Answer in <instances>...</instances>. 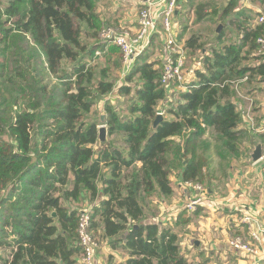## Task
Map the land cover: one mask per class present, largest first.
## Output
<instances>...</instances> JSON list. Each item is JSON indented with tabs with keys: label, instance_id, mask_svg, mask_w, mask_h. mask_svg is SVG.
Wrapping results in <instances>:
<instances>
[{
	"label": "trees",
	"instance_id": "1",
	"mask_svg": "<svg viewBox=\"0 0 264 264\" xmlns=\"http://www.w3.org/2000/svg\"><path fill=\"white\" fill-rule=\"evenodd\" d=\"M99 1L0 0V264H81L83 211L72 203L84 199L97 202L90 231L128 254L118 264H194L181 252L175 229L193 221L198 210L182 211L174 225L161 227L146 221L141 198L171 197L176 171L213 190L214 180L227 177L233 160L246 154L248 131L235 84L264 82L257 42L264 35L257 19L264 13L236 11V0L223 7L181 1L188 17L179 42L190 34L192 12L196 22L228 19L239 40L228 42L229 34L220 32L219 48L204 55L201 69H192L195 78L170 91L161 83L153 35L119 88L120 95L133 93L129 114L108 102L104 107L108 134H120L122 143L99 148V123L91 115L116 84L93 61H111L118 49L110 45L107 51L101 41ZM250 2L264 9V0ZM203 37L190 34L183 48L196 53ZM122 64L119 54L114 66ZM169 92L173 99L158 110ZM159 112L172 119L154 128ZM209 131L213 136L206 137Z\"/></svg>",
	"mask_w": 264,
	"mask_h": 264
},
{
	"label": "crops",
	"instance_id": "2",
	"mask_svg": "<svg viewBox=\"0 0 264 264\" xmlns=\"http://www.w3.org/2000/svg\"><path fill=\"white\" fill-rule=\"evenodd\" d=\"M244 1H246L245 5L247 8L256 11L262 10L259 6L252 4L250 0ZM227 2L224 0V5ZM165 3V0H157L155 10H162ZM185 12L177 11L175 14L176 19L174 17L177 41L178 35L182 31V20H184L183 15ZM118 22L121 23V20H118ZM175 22L177 23L176 25ZM123 23L132 30H136L137 24H134L133 20H125ZM179 27L181 30L178 33L177 28ZM188 35L186 34V37L182 39L183 43H185ZM156 59L161 60L163 63L162 57ZM242 81L245 80L243 79ZM182 88L185 87L182 86ZM256 92L257 90H253L248 95H256ZM238 95H240L239 92ZM261 111L262 109L259 108L255 111L256 114L254 113L260 122L264 119L263 114H259ZM168 119H172V116L169 115ZM243 128L248 131V136L244 140L245 156L239 160H233L231 167L227 171V177L214 180L213 190L209 189V195H207L206 199L202 204L196 206L195 209L198 210V214L193 216V221L187 225H178L176 228L188 226L186 235L195 247L194 252H191L189 258L194 264H247L250 260L249 256L244 251L230 246V240L235 236H242L245 241L253 244L259 253L257 258L261 259V263L259 264H264V152L261 159L255 162H252L250 159V154L257 144L264 146V132H251L245 122ZM172 182L173 186L174 184L178 186V195L184 198V202H182L183 199L179 198L177 205L173 202L174 206H181L183 208L182 211H186L188 215L192 214L193 212L187 210L186 207L189 202L196 198L198 195L197 191L187 183L188 181L183 179L181 171L172 178ZM157 199H155V202L153 200V204L157 205L159 203L162 206L169 203H167L168 199L166 198L161 197ZM203 213L205 214L204 217L202 216ZM172 215L174 216L175 214L172 213ZM246 217H249L251 222H248ZM164 219L170 221L169 217H160L159 220L155 219V221L147 218L146 221L158 222L161 227H169L176 222L175 220L174 223L166 224L163 222ZM254 232L258 234V238L252 236ZM177 234L180 244L181 235L180 233ZM125 256L118 263L125 262L128 259V254L126 253Z\"/></svg>",
	"mask_w": 264,
	"mask_h": 264
},
{
	"label": "rangeland",
	"instance_id": "3",
	"mask_svg": "<svg viewBox=\"0 0 264 264\" xmlns=\"http://www.w3.org/2000/svg\"><path fill=\"white\" fill-rule=\"evenodd\" d=\"M181 1L183 0H178L177 2V11L185 12L186 10H182ZM208 1L215 2L219 4L220 7L224 6V0H208ZM226 1H229V0H226ZM236 2L238 4L236 11L239 9H245L246 1L236 0ZM138 5H140V7H138ZM142 6L143 5L141 3V0H100L98 4V13L102 16L103 21H104L101 27L102 30H104L105 27L109 25V26H112V28L114 29H118L122 31L124 30L123 28H130L125 23H123V21L133 20L134 24H137L136 30H132L131 28L130 29L135 34L137 32L139 13L141 11L140 9L142 8ZM261 11L264 13V9H262ZM183 16H184L183 18L184 20L188 17L187 11L184 13ZM190 16H191V20L189 22V33L190 34L202 33L205 38L203 37V42H204L203 48L197 51L196 53H192L190 49H184L183 42H179L180 44H178L179 46H181V48L183 49L185 53L186 64H185L184 71L187 77L186 79L187 82L191 81V79L193 78L192 69L195 66L199 67L200 69L202 68V59L204 55H207V52L211 49L219 48V46H216L215 43L217 41V36L220 32L223 31L225 34L226 33L229 34L228 42H236L239 40V32L235 29L231 30L230 28L231 26L229 24L228 19L218 20L216 18H213V19L210 18V19H205L203 22H196L193 12L191 13ZM118 20H121V23H119ZM176 24L177 23L175 22V25ZM218 29L220 30L219 32H218ZM180 30H181L180 27L177 28L178 33ZM158 32H159L157 33L158 39L155 41V46H157V48H155V51H156L155 58H160V57L163 58V55L166 50V44L164 40L165 28L163 24H159ZM85 40L90 46L93 45L94 43V41H91L88 39H85ZM176 40H177V35H176ZM111 46H114V45L112 44ZM106 48H107L106 50L108 51L110 48V45H106ZM176 48H178L177 45H176ZM119 54L122 55L120 49L118 48L115 54L113 55L111 61H108L107 56L106 57L100 56L98 58H95L93 61V64L96 65L98 72H100L103 68H107L108 69L107 78L109 80L114 81L116 84L113 92L107 95L106 97H104L94 107L95 113L91 115L90 120H95L97 123H99V126H101L102 124H105L106 116L104 113V107L107 102L111 104L113 109L117 111L118 113L128 115L129 114L128 108L132 100L134 99L133 93L129 96L120 95L119 93V88L125 83L124 82L125 78L122 77V67L120 69H117L114 66V60H116ZM242 80L235 84V87L240 94L238 95V98L236 99V104L238 106L239 111L242 112L243 121L246 123L247 128L252 132L253 130L250 129L249 127L251 119L249 120L246 113L251 112L250 116L253 119L255 124L259 120L257 117H255V114H256L255 111L257 109L261 108L262 111L259 114L260 115L263 114L264 116V83H260V82L247 83L246 81H242ZM181 87H182L181 84H176L173 86V90L178 91L181 89ZM253 90L254 91L257 90L256 95H248L249 92H252ZM248 96H253V97H248ZM172 99H173L172 94L171 92H169L164 100L159 101L157 109L163 110L166 104ZM164 116L169 117L168 115H165V114ZM210 136H213V134L212 132L209 131V133L206 134V137H210ZM122 138L123 137L120 134L109 136L110 142H116L119 144L122 143ZM178 138L181 139L182 142H184V136H179ZM215 156L216 154L212 152L211 157L214 158ZM239 159H234V160H239ZM213 165L215 166V163H213ZM176 174H178L177 171L172 174V178H174ZM175 181L177 182V180ZM203 186L206 189V195H209V190H207V187L204 184ZM173 187L176 193L173 191V195L171 196L172 198L171 197L166 198L168 199L167 203L169 202L168 205L160 206L159 203H157V205L153 204V200L155 202V199L160 198L158 195H155L152 198H141V203L144 206L146 214L149 219H151L152 221H155V219L159 220L160 217L161 218L170 217V221H166V219H164L163 222L166 224H170L171 222L174 223L175 220H177L178 214L183 210V208L181 206L179 207L174 206L173 202H175L177 205L179 202V198L183 199L182 202H184V198L181 195H178L177 184H174ZM91 204L92 203L89 202L87 199H84L80 203H72V206L77 207L81 211H83L87 209L88 206ZM172 213L175 215L173 216ZM202 216L204 217L205 214L203 213ZM187 228L188 226H180L176 230H177V233H180L181 235L180 236L181 252L185 256V258L188 261H190V258H189L190 254L191 252H194L195 247L190 242V239L187 238V235H186V233L188 232ZM96 239L98 242L95 248V257H96L97 264H117L120 259H124L126 257L125 256L126 253L124 252L122 248L120 247L117 249L112 248L108 239H104L100 234L96 236Z\"/></svg>",
	"mask_w": 264,
	"mask_h": 264
},
{
	"label": "built area",
	"instance_id": "4",
	"mask_svg": "<svg viewBox=\"0 0 264 264\" xmlns=\"http://www.w3.org/2000/svg\"><path fill=\"white\" fill-rule=\"evenodd\" d=\"M165 5L162 10L156 11L157 0H141L142 8L140 9L138 28L134 34L130 28L118 30L112 26H106L101 31L100 38L105 45L117 46L122 54V77L125 78L130 74L135 66L137 58L150 46L153 35L158 33L159 24H163L165 28L164 40L166 50L163 55V71L161 77L162 85L172 91V86L175 83L185 85L187 77L185 74V53L180 44L176 40L174 28V16L177 12L178 0H165ZM258 22L264 23V15L257 19ZM260 46L259 53L264 59V35L258 39ZM177 43V44H176ZM176 45L178 48H176ZM181 48V49H180ZM251 112L246 115L250 121V129L254 132H264V119L257 125L250 116ZM197 191V196L187 205V210L193 212L198 204L206 199V189L201 184L187 182ZM97 203V202H96ZM93 203L83 210L78 227L79 244L83 248V256L80 260L81 264H97L95 257V248L98 244L96 237L90 231L92 211L96 206ZM170 218V217H169ZM167 220V219H166ZM248 222H251L249 217H246ZM169 221V220H167ZM254 238H258L256 232L252 233ZM230 246L235 249L244 251L249 256L247 264H259L261 259L257 258L258 250L249 241H245L242 236H235L230 240Z\"/></svg>",
	"mask_w": 264,
	"mask_h": 264
},
{
	"label": "water",
	"instance_id": "5",
	"mask_svg": "<svg viewBox=\"0 0 264 264\" xmlns=\"http://www.w3.org/2000/svg\"><path fill=\"white\" fill-rule=\"evenodd\" d=\"M220 30L218 29V32ZM164 113L159 112L156 120L154 121V128H157L159 123L164 120ZM109 134H108V126L107 124H102L99 126V146L103 148L105 146L110 145ZM264 146L262 144H257L250 154V159L252 162H255L263 157ZM55 215V214H53Z\"/></svg>",
	"mask_w": 264,
	"mask_h": 264
}]
</instances>
